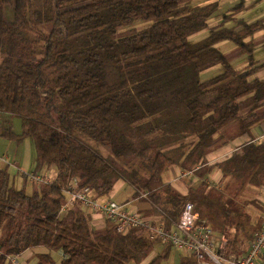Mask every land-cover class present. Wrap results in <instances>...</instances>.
<instances>
[{"label": "trees", "instance_id": "16d2710c", "mask_svg": "<svg viewBox=\"0 0 264 264\" xmlns=\"http://www.w3.org/2000/svg\"><path fill=\"white\" fill-rule=\"evenodd\" d=\"M198 1L0 0V111L21 120L20 133L7 127L0 136L29 138L34 172H57L27 193L14 186L7 165L0 167V264L39 246L47 252L36 264H56L53 251L61 252L58 264L140 263L148 256L158 241L147 229L120 233L106 218V228L95 230L77 202L61 211L74 176L96 199L124 180L167 228L190 202L227 237L229 251H244L260 224L247 205L253 188L264 186V141L215 163L206 156L224 142L220 131L232 126L243 134L264 120V78L252 77L255 43L245 40L264 24L224 26L235 5L194 41L219 7L218 0ZM12 4L7 20L4 7ZM140 21L151 24L138 28ZM223 40L247 53L245 67L231 65L232 55L217 46ZM217 64L221 73L201 79ZM172 165L202 180L181 192L162 179ZM214 170L225 179L220 188L203 180ZM180 264L196 262L184 255Z\"/></svg>", "mask_w": 264, "mask_h": 264}, {"label": "crops", "instance_id": "0c3cea01", "mask_svg": "<svg viewBox=\"0 0 264 264\" xmlns=\"http://www.w3.org/2000/svg\"><path fill=\"white\" fill-rule=\"evenodd\" d=\"M210 1H214V0H204L199 3H205V2H210ZM218 1H219V7H218L219 10L212 18L209 19L208 21L209 27H214L222 23L223 15L229 12V10H231V8L235 5H239L238 10L235 13H232L231 17L223 23L224 26L228 28L237 26L238 28L241 22L251 23L257 20L263 21V24H264V0H218ZM203 35L205 37L206 35H208V32H203L199 35H196L192 37V40L196 41L198 39H201L199 36H203ZM245 40L246 41L251 40L252 42L255 43V47L252 53L253 59L255 61V64L253 66H256V67L259 66V67L256 68V70L252 74V77L264 78V27L256 31L252 35L248 36ZM246 65L247 63H245L243 67H245ZM5 128L6 127H4L2 130L0 129V131H3ZM15 133H18V132H15ZM219 133L223 135L222 141L224 142L222 143V145L211 150L207 154L206 156L207 164L215 163L233 152L240 151L241 146L244 145L245 143H248L251 141L253 142L264 141V120L253 125L247 133L236 134L237 132L233 130L232 126L227 127L226 129L222 130V132L220 131ZM194 138L195 136L192 135L189 137V140H193ZM31 147H32L31 148V153H32L31 162L28 163L27 165L28 168H25L26 169L25 171L21 169L23 168L22 167V164H24L23 161L17 160L18 154L16 152L18 151V147H15L13 151L14 152L12 155L13 161L11 162L7 161L9 160L8 158L10 156L8 152L0 156V167H2L3 165H7L8 172L12 180V183L13 182L15 183L17 178H20L19 179V184H21L20 187L24 188L27 193H31L30 191L28 192L29 186L32 187L31 191L34 190L33 188L37 186V183L31 179L32 174H37V175L46 177L50 180H52L57 174L55 169L41 170V171H44V173H41V171L34 172L33 170L34 150H33L32 143H31ZM10 148L11 147H9V149ZM173 166L175 167V170H173V172L174 174H176V177H175V181H173L172 184L176 188H178L181 192L187 191V186H188L187 182L190 181L192 182L193 186H196L197 184L200 183V180H202V178L195 175L194 172H191V174L188 175L186 178L185 177L182 178V173L186 172V170L178 165H173ZM119 180H122V179H118L115 182L114 187L118 183ZM203 180H205L210 186L214 184V185H219L220 187L223 185L225 181V179L222 177L219 170L212 171V173H210ZM120 183L122 187L123 182H120ZM129 187L131 188V191H130L131 196L128 197L130 200L124 201L128 203V207L132 210H136L144 214L145 216H147V218L151 219L152 221L159 220V217L156 214L149 212V210L151 209L150 202L147 201L146 198L133 195L134 188L130 184H129ZM253 191H254L253 196L249 198V200H253V201H251V203L247 205V211L251 214L252 222H255L264 214V186H261L260 188H253ZM114 193L116 195L117 190H114ZM109 198L112 199V197L108 195L106 199H109ZM87 214L89 215L90 225L93 229L100 231L106 228L107 221L101 212L99 211L89 212L88 211ZM248 244L245 246L244 251L246 250ZM46 252H47V249L44 248L43 246L27 248L16 256L17 264H36L39 261L41 255ZM152 254L154 255L155 252ZM52 257L54 260H56L55 261L56 264H58L61 258V252L53 251Z\"/></svg>", "mask_w": 264, "mask_h": 264}, {"label": "built area", "instance_id": "2783aa9c", "mask_svg": "<svg viewBox=\"0 0 264 264\" xmlns=\"http://www.w3.org/2000/svg\"><path fill=\"white\" fill-rule=\"evenodd\" d=\"M192 171L182 173L187 177ZM36 183L49 182L48 178L32 174ZM66 201L61 211L77 202L88 213L101 212L105 218L113 222L116 231L126 232L129 228H145L151 239L170 244L182 251L194 255L197 264H264V214L260 224L254 231L247 249L240 255L227 252V238L220 234L215 236L212 228L204 218L199 217L190 202L184 204L179 219L169 228L163 222L152 221L144 214L132 210L126 202L113 199L99 201L94 198L89 186L80 185L77 177H72L63 190ZM16 263L14 256H9Z\"/></svg>", "mask_w": 264, "mask_h": 264}, {"label": "rangeland", "instance_id": "374dc122", "mask_svg": "<svg viewBox=\"0 0 264 264\" xmlns=\"http://www.w3.org/2000/svg\"><path fill=\"white\" fill-rule=\"evenodd\" d=\"M218 10H219V8L216 10V12L214 14H216L218 12ZM12 13H13V4L12 5H6L4 7V15H5V18L7 20H11L12 19ZM149 24H151V22L140 21V22H137L135 24V26L140 28V27H143V26L149 25ZM210 29H211V27L208 26V28L205 29L204 31H202L201 33L209 32ZM201 33H199V34H201ZM199 37L202 38V37H204V35L203 36H199ZM217 46H218V49L221 52H223L225 54H228V55H232L231 56V58H232L231 59V65L233 67H235L237 69H240L241 67H243V65L245 63H248V55H247V53H245V52L244 53H240V54H236L235 53L237 51V46H236V44L233 41H231V40H223V41H220ZM222 70H223V67H222L221 64L214 65V66L202 71L201 72V78L202 79H208L210 77H213V76L221 73ZM4 127H6V128L7 127H11L13 131L20 133L21 132V120L16 115H13V114L8 113V112L0 111V129L2 130ZM30 142L31 141H30L29 138H24L23 140L18 142L14 138H9L7 136H0V156L5 154L6 152H8L10 154V156L8 158L9 160H7V161L11 162V161H13L12 160V155L14 153L13 151H14L15 147H18V151L16 152L18 154L17 155V160L18 161H20V160L23 161L24 164H22L23 168H21V169L23 171H25L26 170L25 168H28L27 165H28L29 162H31V157H32V153H31V148L32 147H31V143ZM9 147H11V148L9 149ZM33 170H34V168H33ZM173 170H175V167L173 165L167 167L163 171V173L161 175L162 179L165 180V181H169L171 183L173 181H175L176 174H174ZM41 173H44V171H41ZM19 179L20 178H17L16 182L15 183L13 182V184L17 188H22V187H20L21 184H19ZM49 181H50V179H49ZM120 182H123L122 183L123 184L122 187L120 185L121 184ZM40 183H42V182H40ZM40 183H37V185L40 184ZM212 186L220 188L219 185L212 184ZM31 189H32V187L29 186L28 192L29 191L32 192L33 190L31 191ZM114 190H117L116 195L114 193ZM130 191H131V188L129 187V184L126 183L123 180H119L118 183L115 185V187L113 186V189L109 193V196H111L112 199L117 201V202H124V201L130 200L128 198L129 196H131V192ZM107 197H108V195L104 196V197H100V198H98V200L102 201V200L106 199ZM157 216L159 217V220H157L156 222H162L161 215H157ZM214 234H215V236H219L220 235V234H217V233H214ZM227 241H228V239H227ZM166 246H167V244L158 242V243H156L154 245L153 250L148 254V256L142 262L137 263V262H135V261L130 259L128 261V264H148L151 261V259L157 253H161V254L164 253L165 249L167 248ZM154 252H155V254L153 255L152 253H154ZM227 252L236 254V253L231 252L229 250H227ZM243 252L244 251H242V252H240L239 254H236V255H240ZM184 255L191 257L197 264V261L194 258L193 254H190L187 251H182V250H180V249H178V248H176L174 246H170L167 256L160 258V260H159V262L157 264H180L181 257L184 256ZM16 256L17 255L14 256L15 257L14 259L16 260V263H13L11 261V259H10L11 263L17 264Z\"/></svg>", "mask_w": 264, "mask_h": 264}, {"label": "bare ground", "instance_id": "6f19581e", "mask_svg": "<svg viewBox=\"0 0 264 264\" xmlns=\"http://www.w3.org/2000/svg\"><path fill=\"white\" fill-rule=\"evenodd\" d=\"M186 171H192L193 172V170H186Z\"/></svg>", "mask_w": 264, "mask_h": 264}]
</instances>
